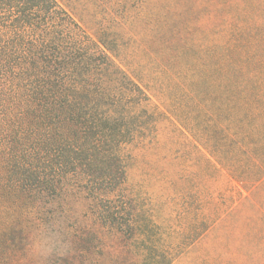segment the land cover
I'll return each mask as SVG.
<instances>
[{
  "label": "trees",
  "instance_id": "trees-1",
  "mask_svg": "<svg viewBox=\"0 0 264 264\" xmlns=\"http://www.w3.org/2000/svg\"><path fill=\"white\" fill-rule=\"evenodd\" d=\"M214 1L224 25L208 47L224 60L213 66L216 75L189 63L190 111L176 118L193 133L201 127L204 157L214 170L257 194L225 214L245 220V258L235 262L264 264V50L256 58L241 55L232 36L235 1ZM150 103L117 52L93 40L56 0H0V263L16 239L55 211L70 178L86 195L114 201L126 179L123 146L150 131L161 114L149 112ZM219 218H206L191 234L199 237ZM116 225L129 238L138 233L134 217ZM85 229L78 235L84 241ZM162 260L153 252L148 261L171 263V255Z\"/></svg>",
  "mask_w": 264,
  "mask_h": 264
},
{
  "label": "rangeland",
  "instance_id": "rangeland-1",
  "mask_svg": "<svg viewBox=\"0 0 264 264\" xmlns=\"http://www.w3.org/2000/svg\"><path fill=\"white\" fill-rule=\"evenodd\" d=\"M56 1L93 40L117 52L119 64L149 95L148 111L161 114L150 131L141 130L123 146L126 179L114 201L86 195L70 178L55 211L38 230L28 229L16 239L0 264H159L148 261L153 252L162 253L163 260L171 255V263L160 264H238L234 258H245V220L237 216L241 213H225L241 207L243 196H258L225 171L214 170L204 157L201 127L193 133L176 118L187 114L183 109L190 111L189 63L216 75L213 66L224 60L216 47H208L219 40L224 25L217 9L221 5L214 0ZM229 1H235L230 11L239 14L232 35L236 48L241 55L262 56L264 0ZM218 216L214 228L197 238L191 234L206 218L211 222ZM132 217L138 223L134 237L115 230ZM83 225L85 241L78 238Z\"/></svg>",
  "mask_w": 264,
  "mask_h": 264
}]
</instances>
